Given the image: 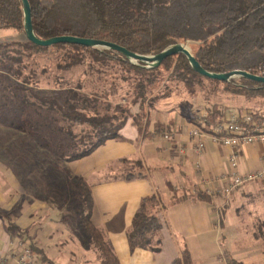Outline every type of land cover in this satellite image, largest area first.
I'll return each mask as SVG.
<instances>
[{
    "label": "trees",
    "instance_id": "trees-1",
    "mask_svg": "<svg viewBox=\"0 0 264 264\" xmlns=\"http://www.w3.org/2000/svg\"><path fill=\"white\" fill-rule=\"evenodd\" d=\"M35 35L47 40L59 36L108 41L139 55H158L169 47L187 43L194 44L191 51L203 68L211 73L226 74L246 71L264 77V0H29ZM24 10L21 0H0V30H14L24 35L19 41H0V63L8 70V76L0 74V91L4 92L0 104V116H7L11 128L32 135L38 147L48 149L63 163L80 160L91 155L108 140L121 139L120 131L132 118L130 110L119 107L112 115L101 114L98 102L105 99L98 93L87 94L83 85L58 89H41L34 76L22 79L21 55L45 52L51 48L67 50L57 63L59 70H70L86 63L90 56L92 63H118L125 73L134 75V103H145L150 86L162 71H172L178 83H183L191 94L195 86L208 81L224 87L226 92L238 96L264 97V84L244 78L229 82L211 80L196 73L188 59L174 55L160 67L147 68L144 64H133L122 54L112 50H100L79 45L59 44L42 48L30 42L24 32ZM17 54L16 58L11 55ZM8 62H7V61ZM7 62V63H6ZM90 62V66H93ZM33 75V74H32ZM132 80V78H130ZM8 94V96H7ZM154 101V100H153ZM111 108V105H107ZM254 117L260 112L252 108ZM209 123L224 117L219 107L212 110ZM229 111L226 110V113ZM62 123V125H61ZM87 126L92 134L75 133V128ZM162 126H160L161 128ZM208 130V129H206ZM83 131V130H81ZM80 131V132H81ZM94 139L85 142V139ZM34 148L30 151H33ZM122 162H128L123 160ZM17 164V162H16ZM19 164V163H18ZM136 170H129L121 177L133 180L145 177L139 162H133ZM18 167V165H17ZM20 170V169H19ZM23 170V169H21ZM33 166L24 168L30 173ZM117 178V177H116ZM75 200L85 234L94 247L93 254L99 264H121L104 231L92 222L93 199L90 189L79 180L73 184ZM191 196L174 194L173 203ZM194 199L209 201L210 197L198 192ZM160 210L156 197L144 198L127 233L132 251L137 248L153 252L161 250L160 233L163 229L158 217ZM7 221V232L13 238L28 243L38 261L49 260L48 256L34 243L29 242V232L19 229ZM68 222V221H65ZM260 229H264L261 221ZM229 264H238L231 256ZM171 264H194L186 250L181 258Z\"/></svg>",
    "mask_w": 264,
    "mask_h": 264
},
{
    "label": "crops",
    "instance_id": "crops-1",
    "mask_svg": "<svg viewBox=\"0 0 264 264\" xmlns=\"http://www.w3.org/2000/svg\"><path fill=\"white\" fill-rule=\"evenodd\" d=\"M242 108L264 114V104ZM223 113L226 115V110ZM157 114L144 128L127 121L120 131L121 139L108 140L91 155L62 165L69 182L81 180L90 189L94 203L91 220L104 231L120 263L171 264L188 250L194 264H229V256L238 264H264V235L258 236L255 230L256 222L264 221V145L246 144L237 149L236 171L262 177L226 194L234 171L233 150L214 143L208 135H192L204 122V115L210 119L213 112L203 109L188 117L170 111ZM133 162L140 163L145 177L125 180L121 175ZM198 192L208 195L209 201L194 199ZM185 193L191 197L172 202L174 194ZM153 196L159 202L158 217L163 225L161 250L132 251L127 233L142 200ZM42 204V200L27 194L21 179L0 163V212L29 232V242L48 256L47 262L40 259L38 264H72V259L63 255L73 254V247L55 255L47 251L52 245L45 243L49 249L37 243L33 229L48 228L41 215ZM52 222L49 238H56ZM6 226L7 221L0 217V253L16 255L21 239L11 237ZM81 257L85 253L78 260ZM95 259L83 264H99Z\"/></svg>",
    "mask_w": 264,
    "mask_h": 264
},
{
    "label": "rangeland",
    "instance_id": "rangeland-1",
    "mask_svg": "<svg viewBox=\"0 0 264 264\" xmlns=\"http://www.w3.org/2000/svg\"><path fill=\"white\" fill-rule=\"evenodd\" d=\"M23 39L24 35L20 32L0 30V41ZM186 45L190 51L195 50L194 44L187 43ZM66 52L68 51L51 48L45 52L32 53L30 56L23 54L21 55L23 58L22 65L15 63L14 67L18 69L19 66H22V79L27 76H34L33 80L38 82L37 87L41 89L76 87L78 83H81L83 91L87 94L96 92L101 97L103 94H108V103L105 102V99L99 101L98 111L102 115H112L119 107L130 110L132 118L129 120L142 128L146 127L152 118L159 115L157 113L166 111L176 113L175 115L178 117L182 115L188 117L196 115V112L203 109L212 111L214 107H219L224 111H232L239 110L246 105L258 107L264 104V97L238 96L226 92L222 85L217 86L208 81L196 85V92L191 94L183 83H178L172 76V71H162L154 78L155 81L150 86L145 103L141 100L134 103L133 95L136 86L134 75L125 73L123 68L115 62L107 63V65L92 63V59L88 55L84 65L76 66L67 71L59 70L57 63L62 60ZM11 55L16 58L20 57V55L13 53ZM90 62L93 66H90ZM0 74L8 76V70L4 68L2 63H0ZM3 94L6 95L0 91V104L3 102ZM107 105H111V108H107ZM6 117L0 116V163L21 179L22 187L27 191V194L43 201L40 210L41 215L43 214L45 217L43 221H47L45 225L48 228L33 229L35 230L34 235L39 239L37 243L50 249V247L45 246V243H49L52 246L51 250L47 249V251L53 252L55 255L61 252L65 253L66 250L73 247L77 253L72 254L70 252V254L63 255H68L67 257L72 259L70 262L72 264H83L90 259H95L92 241L84 232L77 201L74 199L77 189L75 190L73 184L76 183V180L69 182L63 172V161H60L48 149L35 148L38 144L35 138L18 129L11 128ZM157 127L159 128L160 124H157ZM74 132L79 135L81 133L83 135L92 134L91 128L87 126L75 128ZM91 140L94 141L95 138L85 139L87 145ZM33 148L34 150L30 151ZM29 165L33 166L32 172L24 173V168H28ZM128 169L136 170V167L130 165ZM238 207L241 208L240 205ZM54 219L57 221L53 223L52 220ZM49 222L53 223L51 224L52 227L55 226L52 229V234H56V238H49L51 229ZM260 222H256L255 230L259 234L258 236H263V229H259ZM263 239L264 237L261 240ZM82 253H85V257L78 260ZM95 262H97L96 259Z\"/></svg>",
    "mask_w": 264,
    "mask_h": 264
},
{
    "label": "built area",
    "instance_id": "built-area-1",
    "mask_svg": "<svg viewBox=\"0 0 264 264\" xmlns=\"http://www.w3.org/2000/svg\"><path fill=\"white\" fill-rule=\"evenodd\" d=\"M208 119V114H205L204 122L192 131V135H208L214 143L233 150L231 165L234 171L225 188L226 194H231L235 189L259 180L262 175L256 173L239 174L236 171V161L239 147L253 143L264 145V114H260L257 118L250 110H232L224 117L218 118L215 123L210 124ZM164 138L168 140L169 135L165 134ZM19 245L21 249L16 255L0 253V264H38V259L32 249L22 240L19 241Z\"/></svg>",
    "mask_w": 264,
    "mask_h": 264
},
{
    "label": "water",
    "instance_id": "water-1",
    "mask_svg": "<svg viewBox=\"0 0 264 264\" xmlns=\"http://www.w3.org/2000/svg\"><path fill=\"white\" fill-rule=\"evenodd\" d=\"M24 10V32L27 39L34 45L42 48H49L59 44H70L79 45L87 48H96L100 50H112L116 51L123 56H125L133 64H144L147 68H157L162 65V63L171 56L182 54L190 62L193 70L203 77L211 80H217L221 82H229L233 79L244 78L249 81L264 84V77L253 75L246 71H233L226 74H216L211 73L203 68V66L196 60L192 55L190 49L187 45L178 44L169 47L165 51L159 53L158 55H139L134 52L129 51L125 47L120 45L95 39L80 38L75 36H59L51 39L43 40L39 39L34 32L33 20H32V9L29 0H21Z\"/></svg>",
    "mask_w": 264,
    "mask_h": 264
}]
</instances>
